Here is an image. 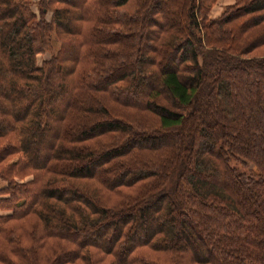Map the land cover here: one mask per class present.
<instances>
[{"label": "trees", "instance_id": "16d2710c", "mask_svg": "<svg viewBox=\"0 0 264 264\" xmlns=\"http://www.w3.org/2000/svg\"><path fill=\"white\" fill-rule=\"evenodd\" d=\"M34 1L0 0V264H264V0Z\"/></svg>", "mask_w": 264, "mask_h": 264}, {"label": "rangeland", "instance_id": "374dc122", "mask_svg": "<svg viewBox=\"0 0 264 264\" xmlns=\"http://www.w3.org/2000/svg\"><path fill=\"white\" fill-rule=\"evenodd\" d=\"M77 1V0H76ZM206 3H209L210 5V9H209V16L211 17H216L218 15H220L228 5L234 3L235 0H206ZM78 2V1H77ZM164 2H166L164 0ZM135 7V0H129V2L124 5L121 10H125V11H129L131 12ZM32 8L35 12L39 13V5H38V1L35 0L32 3ZM51 17V11L47 10V13L45 14V18L47 20H50ZM49 38H50V44H49V50L45 53H39L38 54V60L39 62H41L44 58H49L52 54H54L59 45H60V39L58 34L56 33V31L53 29L50 34H49ZM258 52H264V46L260 47L258 49ZM172 62H174V60L172 59ZM155 85V83H153ZM147 86V85H145ZM144 85L141 86V90L143 91H148L149 89H151V87H145ZM153 88V87H152ZM140 87H138V90L134 93H130V94H123L121 97V100L123 101H128L131 104H134L135 106H137V108H140L142 105V101L140 99V91H139ZM122 108V107H121ZM60 130L59 125L58 124H53L51 130L48 132V134L45 137V143L43 145V149L41 151V154L39 156V159L42 160L44 155H45V151H47V146L49 145L50 141L54 138L55 134ZM199 139L196 138L195 143L198 142ZM15 155L10 156L8 158L7 161H10L11 159L14 160L15 159ZM31 174H27L25 175L21 180H26L31 178ZM20 180V181H21ZM209 183H211L212 185H215L219 188H223V183H221L219 180H213V179H209ZM5 184V182L3 181L2 178H0V187H2ZM252 202V201H251ZM253 202H256L255 204L257 205L258 203H262L263 199L261 198V196L256 195L255 196V200ZM253 205V204H252ZM253 208H251L250 212L253 213V211L256 212V208L255 206H252ZM253 210V211H252ZM141 235H137L136 236V240L138 238H140Z\"/></svg>", "mask_w": 264, "mask_h": 264}]
</instances>
